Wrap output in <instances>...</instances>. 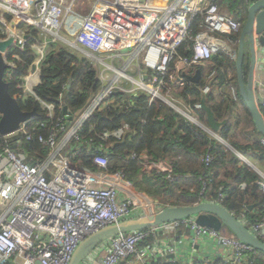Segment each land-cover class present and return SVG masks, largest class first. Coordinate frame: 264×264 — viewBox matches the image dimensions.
Wrapping results in <instances>:
<instances>
[{
  "label": "built area",
  "instance_id": "obj_1",
  "mask_svg": "<svg viewBox=\"0 0 264 264\" xmlns=\"http://www.w3.org/2000/svg\"><path fill=\"white\" fill-rule=\"evenodd\" d=\"M81 1L0 0V24L9 36H15L16 48L24 46L29 39L26 29L32 28L74 47L97 64L102 60V66L107 68L99 76L101 89L69 128L61 122L48 137H37L49 150L43 162L31 163L23 150L24 141L34 139L28 126L35 117L22 124L18 131L0 135V140L12 141L0 152V264H70L79 244L90 235L164 209L136 190L121 173L108 171V149L101 148V153L93 154V163L98 167L93 171L74 162L80 149L69 151V145L78 141L80 127L96 110L114 102L111 96L136 93L134 86L149 95L150 102L159 100L169 104L193 120L196 126H202L192 117L191 111L173 100L170 93L185 85V77L192 69L207 68L214 55L227 53V48L235 46V41L229 38L238 35L243 28V23L233 13H222L219 6L208 0H85L83 4ZM244 1L249 6L260 0ZM197 17L202 18V30L192 36V22ZM63 30L68 32L73 43L62 37ZM187 41L192 44L191 58L176 59L177 50ZM45 51H39L42 54L33 65L37 70L33 72L32 67L23 80V89L28 94L33 93L32 88L27 90L28 85L31 86L28 81L34 75L39 78ZM102 54L123 62V68L110 65L100 57ZM141 54L144 70L134 65ZM256 58L255 74L264 73V47H257ZM174 62L175 68H172ZM131 67L136 69L135 76L128 75ZM111 73L121 74L112 77ZM121 80L133 87L129 89ZM261 91L260 94L255 90V93L263 113L264 87ZM210 92L209 86L202 88L204 97ZM14 97L21 98L20 95ZM194 108L201 110V104ZM47 109L51 112L48 117L52 118V107L47 106ZM64 116L67 120L72 118L71 113ZM126 131L128 128L123 127L106 132L103 139L119 141ZM261 143L264 146L263 138ZM131 158L138 159L148 172L161 173L169 180L174 176L167 160L156 161L148 155L137 157L135 154ZM211 159L207 154L203 160L209 164ZM263 174L261 172L260 187L264 191ZM206 188L204 185L202 191ZM223 199L220 194L216 201L202 202L222 205ZM239 220L264 242V218L255 223H248L244 218ZM182 231L192 233V245L202 250L199 258L187 260L180 255ZM209 243L217 248L214 257L206 256ZM255 251L223 230L216 232L198 226L196 217H191L107 240L81 264H252L251 258L257 255Z\"/></svg>",
  "mask_w": 264,
  "mask_h": 264
},
{
  "label": "trees",
  "instance_id": "obj_2",
  "mask_svg": "<svg viewBox=\"0 0 264 264\" xmlns=\"http://www.w3.org/2000/svg\"><path fill=\"white\" fill-rule=\"evenodd\" d=\"M208 1L232 12L236 19L245 23L248 4L244 0ZM201 26L202 18H195L191 35L199 33ZM25 27L21 26V29ZM2 28L0 24V30ZM26 30L29 39L24 46L12 48L5 55L10 66L6 72V81L10 86V94L21 96L18 101L22 111L36 112L35 119L28 126L34 139L27 143L24 141L23 150L31 163H41L48 156L49 150L38 142L37 137H48L61 122H65L69 128L99 92L102 84L97 70L89 60L80 58L59 43L44 40L37 30ZM239 37L240 33L229 38L235 41V50L238 48ZM3 38L0 32V39ZM38 45L46 49L39 68L40 82L33 93L28 94L23 89V80L38 59L35 53ZM191 47L189 41L181 45L176 59L191 58ZM172 68H175V62ZM197 70L202 72L199 84L186 79L185 85L175 88L170 96L191 111L194 119L208 127L205 112L194 108L205 100L216 122H225L219 137L244 158L254 161L255 165L252 164L255 167L264 170L262 137L239 94L235 61L227 53L219 52L212 57L207 68ZM248 71L249 61L246 60L245 80ZM194 73L195 69L189 72ZM206 86L211 88V92L204 97L202 88ZM111 100L114 102L104 109L96 110L82 124L78 131V141L69 145V151L80 149L74 159L76 164L96 171L98 167L93 163V154L101 153L100 149L106 148L109 150L108 171L121 173L136 190L164 208L194 206L205 200L216 201L222 194V205L236 218H244L248 223L264 218V191L260 187L262 178L235 153L166 103L159 100L150 102V96L142 91L115 94ZM47 106L53 109L52 118L48 117L51 112ZM65 108L72 115L69 120L64 116ZM242 124L245 125L243 135L247 140L244 145L230 135L235 129L238 131ZM123 127H127L128 131L121 140L103 139L106 132L112 133ZM19 139L23 141L22 137ZM11 143L10 140L1 139L0 152ZM134 154L137 157L148 155L156 161L167 160L172 166L173 178L169 180L166 175L144 170L138 159L131 158ZM207 154L212 158L209 164L203 160ZM204 185L207 187L205 192L202 191ZM242 185H245L244 189ZM248 207L254 208L249 211ZM255 253L257 255L251 258L252 264H264V254L258 251Z\"/></svg>",
  "mask_w": 264,
  "mask_h": 264
},
{
  "label": "water",
  "instance_id": "obj_3",
  "mask_svg": "<svg viewBox=\"0 0 264 264\" xmlns=\"http://www.w3.org/2000/svg\"><path fill=\"white\" fill-rule=\"evenodd\" d=\"M264 47V0L257 1L248 6L247 16L240 32L237 50L228 48L226 52L235 61L237 84L239 94L256 126L257 132L264 139V115L261 112L255 93L256 49ZM15 48V36L11 34L7 40L0 41V135L6 136L20 129V126L36 116V112H23L18 99L10 94V86L6 81V72L10 68L5 60V55ZM249 60L247 80L244 75V64ZM37 68L34 66L32 71ZM202 72L196 70L193 76L186 75V79L194 84H199ZM146 80V79H145ZM169 105V104H168ZM175 109L174 107H172ZM178 113L180 110L175 109ZM201 110L207 115L208 127L199 126L215 140L235 153L239 159L254 170L258 175V168L248 162L234 148L223 141L218 133L225 122L217 123L213 113L206 106L205 100L201 102ZM64 114L70 116L67 108ZM182 115H185L182 113ZM71 119V118H69ZM191 120V119H190ZM193 121V120H192ZM16 148L13 146L12 150ZM254 207H248L252 211ZM196 217V224L216 232L227 229L239 241L264 254V242L255 237L248 228L223 205L202 202L194 206L166 207L158 212L138 219L122 221L119 224L108 226L84 239L74 252L70 264H81L100 244L122 234L136 231H145L157 228L163 224L181 222L188 218Z\"/></svg>",
  "mask_w": 264,
  "mask_h": 264
},
{
  "label": "rangeland",
  "instance_id": "obj_4",
  "mask_svg": "<svg viewBox=\"0 0 264 264\" xmlns=\"http://www.w3.org/2000/svg\"><path fill=\"white\" fill-rule=\"evenodd\" d=\"M85 2V0H83V1H81V4H83ZM89 3H91V2H89ZM86 7H87V5H86ZM78 8V7H77ZM219 9H220V11L222 12V13H227V11L226 10H224L223 8H221V7H219ZM73 23V22H72ZM77 23V25H78V22H76ZM0 32H1V34H3L4 35V37H8L9 36V34L7 33V29H1L0 30ZM39 35L41 36V38H43L44 40L46 39V41H50V43H59V44H61V45H63V46H65V47H67L68 49H70L71 51H73L74 53H76L80 58H85V59H87V60H89L92 64H93V66L95 67V69L97 70V72H98V76H100V73L101 72H103L105 69H107V68H105V66H102V63L101 64H97V63H95L93 60H90V59H88V57H86V56H84V55H82L81 53H79L78 51H76L75 49H74V47H71V46H67L65 43H63L62 41H59V40H55L54 38H52L51 36H49V35H47V34H45V33H42V32H39ZM61 35H62V37H64V39H67V40H70L71 41V43H73V39L71 38V36L68 34V32L67 31H65V30H63V31H61ZM15 47H16V45H15ZM42 46H40V45H38V48L37 49H35V53H36V56H40L41 54H42V52H40L39 53V51H44L45 49H43V48H41ZM45 48V47H44ZM232 49H235V47H232ZM100 57H102L103 59H106L105 61L107 62V63H109L110 65H114L116 68H123V62L121 63H119V60H117V59H111L110 57H111V55H107V54H102ZM127 61V60H126ZM134 65L135 66H138V65H140V68L142 69V70H144L145 69V67L142 65V54L140 55V58L139 59H137V61H135L134 62ZM127 67V64H125V66H124V68H126ZM136 69H135V67H131V68H128V75H133V76H135L136 75ZM112 77L113 76H116V77H119L118 75H120V74H117V75H115L114 73L112 74H110ZM122 82H123V84L125 85V86H127L129 89H131L132 87H133V85H131L130 83H127V81L126 80H121ZM31 82V79H30V81H28V84ZM36 86H30V85H28V87H27V90L28 91H31V88L32 89H34ZM134 88H135V90L137 91V92H140L139 90H137L136 89V86H134ZM164 94V93H163ZM166 94V93H165ZM82 113V112H81ZM81 113H79L78 114V116L81 114ZM203 125V124H202ZM204 127H206L205 125H203ZM207 128V127H206ZM244 130H245V125L244 124H242L239 128H238V131L235 129L230 135L232 136V138H234L235 140H237V141H239V143L240 144H242V145H244V144H246L247 143V140L244 138V135H243V132H244ZM219 134V133H218ZM247 158V157H246ZM251 163H253L254 165H255V163H254V161H252V160H250V158H247ZM259 167V166H258ZM257 168V167H256ZM259 169V168H258ZM260 171L262 170L263 172H264V170L260 167V169H259ZM261 171V172H262ZM264 175V174H263ZM165 204V203H164ZM165 205H167V204H165ZM168 207H171V206H168Z\"/></svg>",
  "mask_w": 264,
  "mask_h": 264
},
{
  "label": "crops",
  "instance_id": "obj_5",
  "mask_svg": "<svg viewBox=\"0 0 264 264\" xmlns=\"http://www.w3.org/2000/svg\"><path fill=\"white\" fill-rule=\"evenodd\" d=\"M227 13H232V12L227 11ZM187 75L193 76L194 74L188 73ZM38 83H39L38 75H34L31 79V86L32 85L36 86ZM262 87H264V73L257 72L255 74V90H257V91L259 90V92L261 94V93H263V91H261ZM207 124H208V122H207ZM223 233H225L227 235H232L227 229H223ZM191 235H192V233L190 231H182V232H180V237H179V243H180L179 253L182 256V258L187 259V260H189L191 258H199V256L201 255V251H202L199 248H196L195 246L192 245V242L190 239ZM216 251H217V248H215L214 246H212L209 243L207 246V249H206V256L214 257L216 255ZM218 261H220V260H218Z\"/></svg>",
  "mask_w": 264,
  "mask_h": 264
},
{
  "label": "bare ground",
  "instance_id": "obj_6",
  "mask_svg": "<svg viewBox=\"0 0 264 264\" xmlns=\"http://www.w3.org/2000/svg\"><path fill=\"white\" fill-rule=\"evenodd\" d=\"M228 49V48H227ZM98 62H100V63H102V64H104L103 62H102V60H100V61H98ZM121 74V73H120ZM249 162V161H248ZM250 163V162H249Z\"/></svg>",
  "mask_w": 264,
  "mask_h": 264
},
{
  "label": "clouds",
  "instance_id": "obj_7",
  "mask_svg": "<svg viewBox=\"0 0 264 264\" xmlns=\"http://www.w3.org/2000/svg\"><path fill=\"white\" fill-rule=\"evenodd\" d=\"M229 55V54H228ZM195 74V73H194Z\"/></svg>",
  "mask_w": 264,
  "mask_h": 264
}]
</instances>
